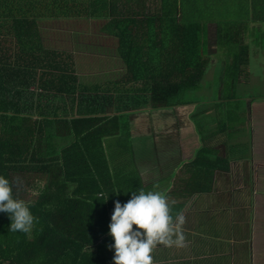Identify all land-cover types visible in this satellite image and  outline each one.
<instances>
[{"label":"crops","instance_id":"crops-1","mask_svg":"<svg viewBox=\"0 0 264 264\" xmlns=\"http://www.w3.org/2000/svg\"><path fill=\"white\" fill-rule=\"evenodd\" d=\"M172 2L117 0L114 9L116 14L147 17L162 15V8L166 12L172 9L179 24L206 32L209 63L198 88L191 92V104L119 106L127 111H117L113 106L107 115L116 119L93 122L79 121L90 115L71 113L45 124L50 129L48 135L42 132L43 121L36 118L34 143L38 155L50 153V164L56 167L53 173L34 170L16 176L28 186L38 177L46 185L63 180L64 197L82 202L77 205L87 208V220L102 215L101 221L106 220L108 225L115 202L127 203L138 189L165 193L175 202L172 215L185 217L186 243L179 248L158 245L152 253L154 264H264V95L244 94L247 79L264 77V0ZM67 21L77 26L86 21V27H90V20L49 21L41 26L47 46L72 55L64 58L76 63L75 75L80 85L88 87L84 92L118 93L113 90L124 87L121 78L127 74L118 39L106 35V23L98 24V40L81 31L65 30L50 38L54 35L51 24ZM57 42L68 43L70 48H61ZM213 76L216 99L199 102L194 95L204 91ZM137 86L129 84L125 88ZM67 102H72L67 104L71 112L78 110L74 100ZM209 112L218 115L214 124L210 123ZM105 128L111 132H105ZM75 144L80 148L75 149L74 166L65 170L61 166L64 154L50 151L68 150ZM80 187L83 189L79 193ZM108 236L107 245L97 250L103 255L102 260L98 257L102 264H114L115 250L109 247L114 240L109 232Z\"/></svg>","mask_w":264,"mask_h":264},{"label":"trees","instance_id":"trees-1","mask_svg":"<svg viewBox=\"0 0 264 264\" xmlns=\"http://www.w3.org/2000/svg\"><path fill=\"white\" fill-rule=\"evenodd\" d=\"M116 2L0 0V175L11 179L21 172H54L56 164L52 166L49 161L52 155H38L36 150V118L43 121L42 132L48 135L50 129L45 124L71 113L90 115L79 121L93 122L116 119L107 115L113 106L124 111L120 107L129 108L130 103L131 108L191 104V92L198 88L209 63L206 32L179 24L172 9L166 12L162 8V15L149 17L116 14ZM71 18L105 20L106 35L118 39L127 74L121 78L124 87L113 90L118 91L115 95L84 92L88 87L80 85L76 63L64 58H70L69 52L45 45L43 25ZM129 84L138 86L125 88ZM136 91L139 94L133 93ZM67 99L74 100L75 107L78 103V110L71 112L67 104L72 102ZM98 114L104 116H95ZM103 130L111 132L110 128ZM74 147L50 151L64 154L61 166L65 170L74 166L75 149L80 145ZM62 181H50L31 206L38 223L30 234L9 231V215L0 212V264H102L98 257L102 260L103 255L97 250L107 245L109 225L101 221L102 215L87 220V208L77 205L82 202L64 197ZM90 209L94 211L93 206Z\"/></svg>","mask_w":264,"mask_h":264},{"label":"clouds","instance_id":"clouds-1","mask_svg":"<svg viewBox=\"0 0 264 264\" xmlns=\"http://www.w3.org/2000/svg\"><path fill=\"white\" fill-rule=\"evenodd\" d=\"M45 187L43 178H36L28 186L20 176L9 179L0 175V212L9 215V231L31 233L38 223L31 206ZM174 203L165 193L143 188L133 192L127 203L115 202L109 224V234L114 240L109 246L115 250L114 264H154L152 253L158 245L185 246V217L180 213L172 215Z\"/></svg>","mask_w":264,"mask_h":264},{"label":"rangeland","instance_id":"rangeland-1","mask_svg":"<svg viewBox=\"0 0 264 264\" xmlns=\"http://www.w3.org/2000/svg\"><path fill=\"white\" fill-rule=\"evenodd\" d=\"M67 22H68L67 24H65V23H57V22H55L54 25L51 24V27L53 28V31H54V35L50 36V38H55L57 33L60 30H65V32L66 31H73V32H77V31L80 32L81 31L82 33L83 32L86 33L89 38L91 37V38H93V40L94 39L98 40V33H95L96 30H97L98 24L102 26V24L106 23L105 20H101L99 22L98 21H89L90 27H86L87 26L86 21H83L82 25H80V26H77V24H74V23H72L70 21H67ZM64 25H66V26H64ZM89 31H90V33H87ZM69 35H71V34H69ZM67 36L68 35L66 34L65 37H63V39L66 40ZM76 37L78 38V36H76ZM82 38L85 39L87 37L83 36ZM57 43L61 46V48H70V44H68V43H63V42H60V43L57 42ZM45 45H47V44L45 43ZM96 45H97L96 42L93 41L92 47L94 49L97 48ZM108 52L112 53L111 50H109ZM254 65L257 66V63H254ZM113 76L114 75H112L111 78H113ZM212 80H213L212 83H206L204 85V91H200L199 90L198 94L194 95V97H199V99H198L199 102L212 101V100L216 99L215 88H214V81H216V79L214 78V76H213ZM246 82H245L246 85L244 86V94L245 95H248V96L264 95V77H253L250 80L247 79ZM201 86L203 87L202 84H201ZM208 114H209V118H210V121H211L210 123L214 124L217 121V119H218V115L216 113H214V112H209ZM230 123H232V121ZM56 134H57V132H56ZM28 180H30V179H27V181ZM29 186H32V185H29Z\"/></svg>","mask_w":264,"mask_h":264}]
</instances>
